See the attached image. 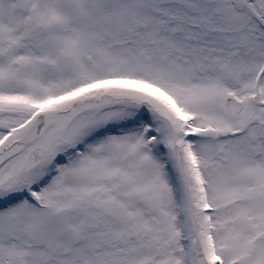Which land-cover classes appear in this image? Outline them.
Returning <instances> with one entry per match:
<instances>
[{
  "label": "snow or ice",
  "instance_id": "snow-or-ice-1",
  "mask_svg": "<svg viewBox=\"0 0 264 264\" xmlns=\"http://www.w3.org/2000/svg\"><path fill=\"white\" fill-rule=\"evenodd\" d=\"M0 264H264V0H0Z\"/></svg>",
  "mask_w": 264,
  "mask_h": 264
}]
</instances>
